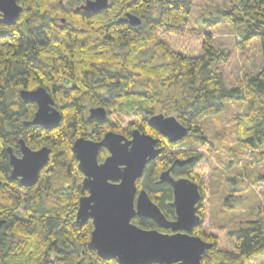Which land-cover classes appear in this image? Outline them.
Returning a JSON list of instances; mask_svg holds the SVG:
<instances>
[{
  "label": "trees",
  "instance_id": "trees-1",
  "mask_svg": "<svg viewBox=\"0 0 264 264\" xmlns=\"http://www.w3.org/2000/svg\"><path fill=\"white\" fill-rule=\"evenodd\" d=\"M194 1L109 0L108 8L86 12L78 8L87 2L75 7L80 0H17L23 8L17 23H0V221H6L0 264H119L91 248L93 221L77 222L88 192L73 145L82 137L100 142L110 131L131 138L136 129L158 139L161 154L149 162L138 187L168 220L176 219L173 188L160 182L161 174L172 169L176 178L199 186L201 222L192 234L213 245L202 264H249L264 255V210L247 229L212 224L211 157L217 146L203 122L226 104L243 101L238 148L264 163V151H258L264 149V0L234 4L220 19L245 22L242 47L254 39L262 45L261 71L247 74L237 88H228L217 68L229 62V54L216 49L211 33L189 30ZM128 13L142 23L118 22ZM39 87L48 90L62 115L55 129L25 125L37 105L25 102L20 91ZM95 107L106 109L105 121L90 117ZM160 113L175 116L189 130V145L171 143L149 126L148 119ZM21 139L33 150H51L38 182L27 188L10 180L7 149L20 154ZM256 151L261 159L252 154ZM108 155L101 149L99 161ZM258 182L264 185V174ZM133 222L171 232L150 218Z\"/></svg>",
  "mask_w": 264,
  "mask_h": 264
},
{
  "label": "water",
  "instance_id": "water-1",
  "mask_svg": "<svg viewBox=\"0 0 264 264\" xmlns=\"http://www.w3.org/2000/svg\"><path fill=\"white\" fill-rule=\"evenodd\" d=\"M108 6L109 0H89L78 10L99 12ZM22 12L17 0H0V23L14 25ZM118 22L138 26L142 19L128 13ZM20 95L25 102L37 105L34 118L26 121V126L52 130L60 125L62 115L47 89L21 90ZM90 117L105 121L107 111L103 107L92 108ZM148 124L171 143L180 142L189 135V130L175 116L154 114ZM20 147L21 156L12 148L7 149L12 167L10 180H18L25 188L32 187L48 164L51 150L47 146L33 150L24 139L20 140ZM103 148L110 155L100 162ZM73 152L85 176L83 188L88 192L80 200L77 222L83 226L88 220L93 221L90 246L102 259L117 260L119 264H202L204 254L213 245L192 234L201 222L197 214L202 199L199 186L189 178H176L171 174L172 169L161 174L160 182H167L173 188L171 206L176 212L173 221L165 217L146 190H139L138 181L147 165L161 154L157 138L138 129L131 139L110 131L100 142L79 138L73 145ZM191 160L176 161L173 167ZM136 217L150 218L171 232L143 229L133 223ZM5 223L0 221V231Z\"/></svg>",
  "mask_w": 264,
  "mask_h": 264
},
{
  "label": "rangeland",
  "instance_id": "rangeland-1",
  "mask_svg": "<svg viewBox=\"0 0 264 264\" xmlns=\"http://www.w3.org/2000/svg\"><path fill=\"white\" fill-rule=\"evenodd\" d=\"M244 1L253 0H195L190 17V31L211 33L216 49L229 54V62L217 66L228 88L239 87L247 74H258L263 67L259 39L241 46L245 22H220L234 4ZM244 110L243 101H236L226 104L218 116L203 121L207 136L217 146L211 157V221L214 226L247 229L264 210V185L258 182L259 175L264 174V163H255V157L252 160L251 154L238 148L242 136L238 117ZM188 143V138L179 142L181 145ZM258 151L252 154L261 159ZM236 160L238 164L230 166V162ZM228 197L231 201L225 206ZM249 264H264V255L253 258Z\"/></svg>",
  "mask_w": 264,
  "mask_h": 264
},
{
  "label": "flooded vegetation",
  "instance_id": "flooded-vegetation-1",
  "mask_svg": "<svg viewBox=\"0 0 264 264\" xmlns=\"http://www.w3.org/2000/svg\"><path fill=\"white\" fill-rule=\"evenodd\" d=\"M81 1V3H79L78 5H75V7H79V6H82L83 4H85L88 0H80ZM61 3H63V1H61ZM0 18H1V15H0ZM125 137V136H124ZM126 139H127V137H125ZM128 139H131V138H128ZM26 142V141H25ZM19 145H20V140H19ZM105 149V148H104ZM107 150V149H106ZM108 151V150H107ZM108 154H109V151H108ZM17 156H21V147H20V154H16ZM110 155V154H109ZM108 155V156H109ZM107 156V157H108ZM106 160V159H105ZM104 160V161H105ZM103 161V162H104ZM137 218V217H136ZM140 218V217H139ZM134 223V222H133ZM135 224V223H134Z\"/></svg>",
  "mask_w": 264,
  "mask_h": 264
},
{
  "label": "bare ground",
  "instance_id": "bare-ground-1",
  "mask_svg": "<svg viewBox=\"0 0 264 264\" xmlns=\"http://www.w3.org/2000/svg\"><path fill=\"white\" fill-rule=\"evenodd\" d=\"M176 144V143H175ZM154 221V220H153Z\"/></svg>",
  "mask_w": 264,
  "mask_h": 264
}]
</instances>
